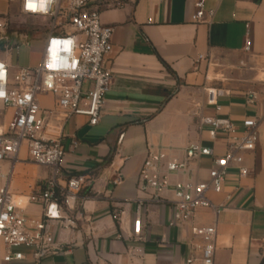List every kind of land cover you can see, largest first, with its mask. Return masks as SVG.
<instances>
[{"label":"crops","instance_id":"1","mask_svg":"<svg viewBox=\"0 0 264 264\" xmlns=\"http://www.w3.org/2000/svg\"><path fill=\"white\" fill-rule=\"evenodd\" d=\"M193 3H101L100 22L113 33L105 58L112 84L103 97L99 123L91 127L84 116L64 120V112L56 110L48 124L49 135L61 137L63 176L91 178L81 194L82 217L74 234L78 245L50 257L48 264H184L196 256L190 248L189 225H170L169 204H148L142 214L141 241L129 239L128 230L122 232L112 214L124 211L130 228L136 200L147 198L138 190L137 179L148 146L181 149L199 142L212 146L207 130L199 131L195 118L197 112L216 114L206 106L208 90L216 91L217 115L228 118L238 130L242 131L244 119L258 120L257 143L246 156L252 174L239 179L229 172L222 193H208L213 205L224 208L199 210L191 224L215 226L214 264H264V0H207L206 8L214 15L201 24L192 21ZM17 11L18 0H0V17L11 16L14 23ZM246 40L248 51H244ZM40 101L43 108H54L51 96ZM217 138L216 145L222 146L223 136ZM201 165L200 176L205 178L208 161ZM1 168L5 171L7 165ZM14 168L11 189L14 186L27 218H38L40 204H28L25 196L36 190L48 170L30 164L23 150ZM118 176L122 181L114 185ZM180 179L185 178L171 176L169 181ZM162 197L174 199L171 192ZM0 247L4 264L5 247ZM13 264L33 263L27 258Z\"/></svg>","mask_w":264,"mask_h":264},{"label":"built area","instance_id":"2","mask_svg":"<svg viewBox=\"0 0 264 264\" xmlns=\"http://www.w3.org/2000/svg\"><path fill=\"white\" fill-rule=\"evenodd\" d=\"M104 1L18 0L16 16L49 23L33 67L14 69L8 63L7 57L14 50L28 48L33 39L31 31L13 26L11 16L0 17V49L4 53L0 58L1 119L4 120L9 112L4 124H0V244L5 247L4 264L27 258L33 264H48L50 257L68 253L78 245L74 234L78 233L76 223L82 217L81 194L91 178L87 175L63 176L61 164L65 153L61 137H51L47 129L56 110L64 112V120L70 116H84L91 127L99 123L103 97L112 84L105 58L112 49L113 28L100 22L99 10ZM206 1L194 0L192 21L195 24L208 23L214 15V10L206 8ZM248 50L246 40L244 51ZM198 58L201 60L203 56ZM261 75L264 84V67ZM207 94L206 106L214 108L216 114L197 112L195 118L198 130H207L212 146L200 142L181 149L148 146L137 179L138 190L147 198L136 200L130 228L124 211L112 214L118 228L122 232L128 230L129 239L141 241L142 214L148 204H169L172 209L170 225H189L193 238L190 248L196 256L188 257L184 264L197 261L214 264L215 226H195L191 222L199 210L224 208L213 205L208 193L221 194L229 172H234L239 179L252 174L246 156L254 152L257 143L258 120L246 118L241 123L242 131L238 130L228 118L217 115L216 91L208 90ZM42 96L53 98V109L41 106ZM218 134L224 138L222 146L216 145ZM72 146L75 147L76 142ZM22 150L30 164L48 170V176L36 190L25 196L28 204H40L38 218H27L11 189L14 167ZM204 160L209 165L206 177L201 178ZM4 165H7L5 171L1 168ZM171 176L185 179L172 183ZM121 181L118 176L113 184ZM165 192H171L174 199H164Z\"/></svg>","mask_w":264,"mask_h":264},{"label":"rangeland","instance_id":"3","mask_svg":"<svg viewBox=\"0 0 264 264\" xmlns=\"http://www.w3.org/2000/svg\"><path fill=\"white\" fill-rule=\"evenodd\" d=\"M48 22H43L40 20L33 19H25L16 16L13 26H20L23 30L31 31V38L33 39V43L28 47H21L19 50H14L10 56L7 57L8 63L15 69L21 67H33L36 65L38 61L39 54L41 52V40L44 37V30L48 26ZM3 50L0 49V57H3ZM9 116V112L5 114L4 120H6ZM4 120L1 119L0 116V124H4ZM1 129V126H0ZM18 179V178H17ZM15 179V180H17ZM21 182L25 183V178H19ZM14 186L12 187V189ZM1 250V247H0ZM1 254V252H0Z\"/></svg>","mask_w":264,"mask_h":264},{"label":"bare ground","instance_id":"4","mask_svg":"<svg viewBox=\"0 0 264 264\" xmlns=\"http://www.w3.org/2000/svg\"><path fill=\"white\" fill-rule=\"evenodd\" d=\"M0 131H1V129H0ZM24 209V208H23Z\"/></svg>","mask_w":264,"mask_h":264}]
</instances>
